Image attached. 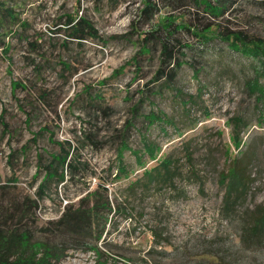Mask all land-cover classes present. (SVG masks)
Masks as SVG:
<instances>
[{"label":"rangeland","instance_id":"obj_1","mask_svg":"<svg viewBox=\"0 0 264 264\" xmlns=\"http://www.w3.org/2000/svg\"><path fill=\"white\" fill-rule=\"evenodd\" d=\"M1 7L16 19L0 15V231L28 241L7 243L0 264L44 251H53L46 264H264V231L251 235L245 216L264 205V0ZM68 17L87 19L95 38L68 36ZM154 38H167L181 62L168 82L153 81ZM152 112L164 117L150 121ZM245 123L237 144L233 130ZM67 140L77 158L39 196L45 164ZM147 141L161 149L139 163L131 149L141 153ZM164 156L173 179L149 180L145 170ZM235 162L247 192L227 211L220 172ZM106 195V219L89 231L68 228L67 208Z\"/></svg>","mask_w":264,"mask_h":264},{"label":"trees","instance_id":"obj_2","mask_svg":"<svg viewBox=\"0 0 264 264\" xmlns=\"http://www.w3.org/2000/svg\"><path fill=\"white\" fill-rule=\"evenodd\" d=\"M152 8L151 6L148 7V9L145 11V13ZM0 15L2 18H9L10 21H14L16 19L15 11L11 7H1ZM20 25L22 27L25 26L24 21H20ZM68 25V36L75 37V38H88L92 37L95 38L96 31L92 24L85 18H78L73 19V17H68L67 20ZM2 22L0 21V28H2ZM150 36H154L153 32L149 34ZM152 39V38H151ZM156 46L157 43L159 44V66L157 68V71L155 72L153 81L154 82H168V80H172L176 74L177 67L181 64L179 61V57L176 56V52L173 48V45L171 42L168 41V39L164 38V40L156 39ZM235 40H242L238 37H234ZM148 37H143V41H148ZM153 44V43H152ZM236 44V43H234ZM233 44H231L232 46ZM244 44L242 43V46ZM155 46V45H154ZM145 47V46H144ZM233 47V46H232ZM152 48V47H151ZM244 48L245 45H244ZM150 49V47H149ZM146 51L144 48L141 50V52ZM242 51V50H241ZM253 51V49H251ZM146 53V52H144ZM242 53L245 54L244 51ZM97 98H91L90 101L95 100ZM101 107V106H99ZM107 105L101 107L103 110L107 109ZM136 106L132 109L135 110ZM149 120L153 121L154 119H162L161 116L164 117V113L161 112L160 114L151 113L148 115ZM166 120H168L165 117ZM169 121V120H168ZM246 123L242 126H237V130H233V139L238 144L241 141V136H239V131L244 130L246 127ZM242 127V128H241ZM125 142V141H124ZM59 152L52 154L51 160L45 164L46 171L45 176L41 179V182L38 186V189L36 190L37 194L40 196L42 195V191L45 186L48 187V181L54 180L55 184L58 182H61L64 180V172L67 168V166H73L72 161L77 158L76 153H73V146H70L69 140L67 142H61ZM128 147L127 142L122 143V145L119 146V152H122L124 148ZM161 149V146L153 141H147L144 143L143 152L138 153V150L131 149V151L134 153L136 160L139 163H143V155L144 153L147 154L148 158H156L159 150ZM187 155L189 156V159H191L190 152H187ZM69 157L68 161L67 158ZM71 158V160H70ZM119 158L122 159V156L119 154ZM122 163V162H121ZM171 163L172 159L169 156H164L156 166L153 168H149L145 170V175L149 177V180H154L156 177L159 179H173L174 174L171 170ZM66 165V166H65ZM66 167V168H65ZM121 171H125V166L122 163L119 167ZM119 170V169H118ZM156 171V172H152ZM220 179L224 182L225 181V193L223 196V207L228 211L231 209H234L236 205L241 201V199L246 194V188L248 184V178L243 170V168L239 167L236 162L232 163L228 166L226 172L221 171L220 172ZM101 188L106 191V186H104L103 183H101ZM101 204L97 202L96 199H94L92 202L88 201L86 208L82 211H79L82 208L77 209H68L64 212V217L67 220V226L71 230L77 231L86 229L89 231L92 227L95 226V223H97L98 219H106L108 217V212L111 211V203L107 195L104 197L103 201L100 202ZM105 214V215H104ZM245 216L248 219L250 225L247 228L248 232L251 235L257 234V232L262 233L264 231V205L261 207H254L251 211L245 212ZM3 231V230H2ZM0 231V250L4 249L7 245V243L15 241V245L22 244L23 241H26L25 245L27 244L28 237L26 236V233L18 232L14 229L11 230H5V232ZM39 247H41V244L39 242H35ZM45 252V251H44ZM44 252H41V254L38 256L36 253H33V255H23V253H18L17 256L8 261L7 259H4L5 262H2V264H46L49 259V255L53 253V251L47 252L45 255H43ZM0 257H2V254H0ZM1 260V258H0Z\"/></svg>","mask_w":264,"mask_h":264}]
</instances>
